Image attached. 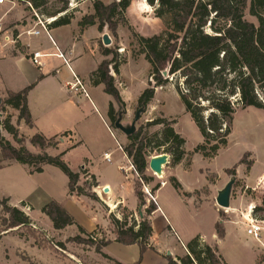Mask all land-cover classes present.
Here are the masks:
<instances>
[{
    "label": "trees",
    "instance_id": "trees-1",
    "mask_svg": "<svg viewBox=\"0 0 264 264\" xmlns=\"http://www.w3.org/2000/svg\"><path fill=\"white\" fill-rule=\"evenodd\" d=\"M134 1H145L154 10L155 18L165 26V31L161 34L150 37L134 36L140 48V55L145 57L151 68L148 87L138 98V111L153 102L158 88L174 83L186 113L190 115L203 138V144L196 148L195 153H201L205 159H213L228 146L234 115L238 108L264 109V0H113L108 5L101 0H93L94 14L83 18L80 26H97L100 32L108 29L118 38L117 31L121 21ZM249 2L250 14L257 19L258 25L245 19ZM72 19L70 16L59 18L49 27L67 26ZM101 52L104 57L112 58L103 61L91 79L95 85H103L104 92L124 110L126 104L112 74L119 76L121 66L126 61L121 58L116 48L101 46ZM32 88L33 86L28 87L18 93L7 92L3 102L4 107L19 113V122L24 121L29 127H33V119L27 97ZM108 118L111 127L115 126L119 116L116 114L114 103L109 105ZM174 125L175 121L162 117L147 124L149 127H163L152 139L144 138V127L128 136L129 144L123 148V152L134 166L140 185L146 186L152 182L147 170L148 157L154 151L170 155L174 165L185 159L186 140L175 131ZM1 126L15 140L19 138V132L11 124L10 117L4 121L0 120ZM57 139L58 137L48 139L41 134L33 136L31 145L42 152L36 155L24 146H12L1 135L0 130V168L5 162L14 161L30 167L31 174H41L45 166H53L69 179L70 196L87 197L97 201L94 192L88 193L84 186L79 185L81 175L88 176V172L81 168V172L75 173L64 161L68 150L56 157L46 152L49 148L58 147ZM22 142L23 140L21 144ZM152 143L154 146L150 145ZM240 164H244V160ZM250 168L251 166L247 165V169ZM229 173L236 175L235 169L229 170ZM90 177L93 182L89 187L93 190L99 185L95 176ZM170 183L179 194L187 196L176 178H172ZM140 185L136 184L135 194L140 203H144L143 194L139 191ZM160 188L161 185L158 184L153 191L156 192ZM2 202L6 205L5 212L9 216L5 224L8 230L31 225L29 216L24 212L7 206L8 200ZM156 210V206L151 205L147 208V215L151 216ZM261 211H264V193L261 205L256 206L253 216L256 217ZM41 212L49 218L55 230L61 231L76 226L81 234L92 237L82 243L96 244L92 233H87L77 224L75 218L59 203L52 201L44 206ZM124 212L129 211L125 209ZM262 220L264 221V218ZM110 221L114 227L116 242L125 246L138 245L141 261L149 249L153 233L151 223L144 219L139 225H131L128 215L125 214L122 220L111 216ZM215 232L220 240L225 238V228L221 222L216 223ZM108 243L109 241L96 244V252L101 254ZM186 247L187 256L177 257L176 260L168 257V264H226L217 245H208L200 236L193 238ZM102 256L114 264H121L104 254Z\"/></svg>",
    "mask_w": 264,
    "mask_h": 264
},
{
    "label": "rangeland",
    "instance_id": "rangeland-1",
    "mask_svg": "<svg viewBox=\"0 0 264 264\" xmlns=\"http://www.w3.org/2000/svg\"><path fill=\"white\" fill-rule=\"evenodd\" d=\"M101 1L109 4L113 0ZM4 5L7 9L12 10L11 14L13 18L3 22V25H1L0 42L3 41L7 31L13 29L16 25H26L28 22L33 24V21L45 23L51 18L56 21L66 16H70L74 20H81L89 16L93 11V0H9ZM0 10H3V8ZM245 19L250 23L258 25L257 19L250 14V2L245 11ZM163 31H165L164 24L155 18L154 10L145 1L135 2L134 7L126 13L117 31L118 38H115L108 29L104 30V34L111 40V45L108 47L117 49L121 58L126 61L124 65L132 62L124 69L123 77H117L121 84L120 88L123 91V96L131 98L133 101H130L129 105L126 103L124 110H121L115 102L114 107L116 114L121 119V124L125 127H131L136 121L137 113L141 114L135 128L138 130L144 127V138L146 140L152 139L156 133L163 129L161 126L149 127L147 126L148 122L162 117L175 121V131L186 140V156L178 170L183 172L192 171L189 174L183 172L180 174L178 172V175H180L178 177L184 183L191 186L194 185L195 181L199 182V191H195L193 195L189 196L180 194L185 202L193 196L194 200L185 203L178 196L174 188L169 185L160 191L157 198L158 191H153L155 186L160 184L163 187L164 183H170V180L174 176V171L177 170V166L172 163L171 156L169 155V163L163 166V178H159L153 174L149 168V162L153 157L165 154L162 151H160V154L154 151L149 155L147 175L152 178V182L146 186L140 185L138 174L129 170L130 162L126 160L123 154V148L129 144L128 136L117 129L116 126L111 127V121L108 119L109 127L113 133V139L110 142L114 145V148L110 151L113 152L111 154V159H113L104 162L102 157L97 156L93 160L96 174L101 175L102 179L106 176L111 178L118 186L126 180L125 183L128 184L127 189L130 188L129 185H132V182L128 180L131 177L135 186L137 183L140 185L139 191L143 194L144 203H140L139 201L138 208L135 212L131 213L130 211L124 212L125 209L123 207L116 209L117 207L114 205H110L111 209H106L99 199L93 201L85 197L83 202L75 203L74 208L87 216V220L93 218L96 214L95 217L98 218L101 224L104 222V218L108 217L110 221L111 216H114L122 220L125 214L128 215L131 225H139L144 219H147L151 223L150 217L152 215H147V208L154 205L158 209V205L160 204L166 215H168V218L171 219V225L174 229L172 235H167L164 239L166 249L171 250V252L180 255L183 252L182 244L189 243L199 235H203L210 240L207 243L208 245L216 246L213 238L215 224L216 222H221L225 228V238L223 239V243L219 245V250L221 252L220 255L226 260L223 259L226 264H257V258L259 263L264 262V221L262 220L264 218V211L258 212L256 217L253 216L256 206L261 205L259 199H262L264 193V109L248 108L243 110L238 108L234 115L228 146L222 149L213 159H205L201 153H195L196 148L203 144V138L190 115L186 113L176 92L174 83L158 88L153 102L147 108L138 111V99L136 100V97L140 95L144 88L148 87L151 68L145 57L140 55V48L134 36L150 37L161 34ZM91 34V32L88 33L87 38H91ZM10 37V40H8L9 44L17 41L16 34L12 33ZM100 45L106 47L104 41ZM14 46L21 47L17 42L14 43ZM134 61L136 63H133ZM103 96H105L106 102L111 100L107 95ZM4 100L2 99L0 103V109H3L0 111L1 121H4L7 117L13 118L15 116L13 110L4 107ZM1 135L6 140L9 138L14 145L17 144L16 140L8 136L5 130H1ZM62 138L67 139L68 136L63 135L58 137L57 141L59 144H61ZM151 142L155 141L151 140ZM71 144L67 140L65 146H70ZM150 145L154 146V143ZM81 152L76 151L68 158H64V161L72 170L79 169V165L82 162ZM0 155H2L1 152ZM242 160H244V164L241 165L240 162ZM118 165L124 168L125 172L122 174L126 179H123L121 177L123 175L117 173ZM247 165L251 166L250 170L247 169ZM233 169H235L236 175L229 173V170ZM81 171L82 169L80 168L78 172ZM90 176L91 174H88V176L81 175L79 185L84 186L86 192L93 193L95 188L90 190L89 187L93 182ZM44 180L46 184L47 179ZM232 180L233 187L231 190L230 208L225 210L217 205L216 199L219 193ZM86 182L89 184L85 185ZM61 184L63 186V183ZM145 189L148 190L155 200L150 198ZM105 190L98 188V194L105 196ZM57 191L60 197H64V191L61 187ZM126 193L129 206H134V195L129 190H126ZM41 198L39 202L34 204L36 211L33 215H30L35 219L41 215L42 208L49 203L46 202L45 196ZM87 201L92 206L89 209H87ZM5 206L1 200L0 236L10 231L7 229V225H5L9 220V216L5 212ZM7 206H10V204L8 203ZM253 206L254 208L251 211V207ZM18 209L21 211L25 210L27 214H31L25 204L19 206ZM249 213L253 220L260 223L262 228L260 240L247 234L249 226L245 218L249 217ZM30 216L29 218L35 224L36 229H33L30 225L21 227L19 235L27 238L30 242H34L40 251L36 253V256L28 255L24 251H17L18 260L29 264H70L71 261H81L83 264H98L95 259L96 257L90 255L89 252H92V249L96 250V244L110 240L111 234L109 232L114 229L113 225L107 228L98 227V231L91 234L93 237L99 235L97 242L95 245H91L82 243L83 240H88L92 237L87 234H81L77 227L57 232L54 231L52 225L50 226L46 216L41 217L42 220L35 222ZM156 219H162V215H158ZM154 226L158 231L159 228L156 222ZM78 237L80 239H76ZM256 240L257 242H261L257 244ZM10 245L17 244L11 241ZM7 248L10 249L9 246ZM4 253L5 251L0 249V264H18L15 258H12L10 262H6ZM101 260L103 261L100 264H114L105 258Z\"/></svg>",
    "mask_w": 264,
    "mask_h": 264
},
{
    "label": "crops",
    "instance_id": "crops-1",
    "mask_svg": "<svg viewBox=\"0 0 264 264\" xmlns=\"http://www.w3.org/2000/svg\"><path fill=\"white\" fill-rule=\"evenodd\" d=\"M135 2L137 1L132 3L128 11L134 7ZM1 8H3V10H0V25H3V22L11 20L13 15L11 14L12 10L7 9L4 4L0 5V9ZM92 14H94V11H92L90 15ZM81 21L82 19H72L71 23L67 26L57 28L49 27V30L58 49L71 60L73 72L86 84L90 95L89 99L84 96H76L69 93L67 85L73 81L71 70L64 65L61 59L53 56L58 50L53 45L50 38L41 30L36 21H33V24L28 22L26 25H16L4 35L3 41L0 42V103L2 99L7 97V92L18 93L33 86L27 97L28 108L33 119V127L27 126L24 121L19 122V113L12 108L6 107L14 111L15 116L11 118V124L19 132L16 145H14L9 138H7V141L15 148L24 146L29 152L38 155L42 153L41 150L32 146L30 143L33 136L41 134L48 139H52L66 134L68 138H62L61 144H58L56 149H47L46 152L48 155L56 157L68 150L64 156L66 159L76 151H82V162L79 165V169L84 167L86 171L88 169V174L95 176L99 186L97 189H94V193L97 195L100 203H102L106 209H111L110 205H114L117 207L116 209H121L123 207V209H127L133 213L138 208L139 200L135 194V183L131 177L129 176L130 178L128 180L132 182V185H129L130 188L127 189L128 184L125 183L126 180L118 186L116 182H113V180L107 176L102 179L101 175L96 174L94 167L93 160L97 158V156L102 157L104 162H108L105 158L106 156L111 158L113 152L110 151L114 148V145L110 143L113 139V134L111 133L108 122L109 105L110 103H114V101L111 96L104 92L103 85H95L91 79L92 74L98 69L101 63L105 60H111V57H104L101 52L100 44L105 36L104 31L100 32L97 26L82 28L80 26ZM33 31H40L41 34L39 36L31 35L30 33ZM90 32L92 33L91 38H87ZM12 33L16 34L17 41H14L13 44H9L8 39L10 40V35ZM16 42L20 44V48L14 46ZM108 48L111 49L110 47ZM34 52H41L52 56L43 58L41 60L42 65L39 66L33 64L31 61ZM130 63L132 62L121 67L119 77H123L124 69ZM133 63H136V61ZM112 75L116 80V86L123 101L125 104L127 103L129 105L130 101L132 102L133 100L123 96V91L120 88L121 84L118 81L117 75L114 73ZM143 91H141V93ZM103 95H107L111 100L106 102V98H104L105 96ZM140 95L136 97V100ZM2 131H4V129H2ZM7 135L13 138L8 132ZM22 140L23 142L21 144ZM67 140L69 143H72L70 146H65ZM123 154L126 160L129 161L124 152ZM1 160L2 155H0V161ZM181 163L176 165L177 170L174 171L173 178H176L182 185L183 193L187 196L193 195L195 191H199V182L195 181L194 185L191 186L184 183L178 177L180 176L178 172H180V174L183 172L178 170L179 166L182 165ZM79 169L71 170L77 173ZM31 170L32 169L27 165H21L14 161L5 162L3 167L0 168V201L8 200L10 206L15 208H19V206L25 204L31 214H27L25 210L22 211L26 213L27 216H30L36 211L34 204L39 202L42 196H45L47 203L52 201L59 203L75 218L77 224L88 233H95V231H98V227L107 228L112 226L108 217L104 218V222L101 224L98 218L95 217L96 214L93 218L87 220V216L74 208L75 203L83 202L85 197L69 195V179L59 169L53 166H45L44 172L41 174H31ZM191 172L183 173L189 174ZM117 173L123 175L120 165L117 166ZM121 177L126 179L124 175ZM44 179H47L46 184ZM61 183H63V186ZM169 185L171 184H163V187L157 192V198L159 197L160 191ZM60 187L64 191V197L58 195L57 190H59ZM98 188H108L109 191L107 193L104 192L105 196H100V194H98ZM126 190H129V192L134 195V206H129ZM176 193L184 201L177 191ZM190 200H194L193 196H191V199L188 201ZM188 201L184 202L188 203ZM259 202L261 203V199H259ZM89 204V201H87V209L91 206V204ZM251 208H254V206ZM158 215H162V219L157 220L156 217ZM43 216L45 217L41 212V215L36 219L32 216L30 217L35 222L37 220H42L41 217ZM48 221L51 226L52 224L49 218ZM150 221L153 233L150 239L149 249L143 255L141 261L139 246H125L116 242L114 229L109 232L111 238L108 240V245L102 249V253H97L96 250L92 249V252H89V254L96 257L95 259L98 264L103 261L101 259H104L102 254L121 264H168V257L176 260L177 257L182 258L186 256L187 252L184 249H182L183 252L180 253V255L166 249L167 247L164 245V239L167 235H172L174 229L171 225V219L168 218V215H166L160 204L158 205V209L150 217ZM155 222L158 225V231L155 229ZM30 226L36 229L33 222ZM21 229L22 228L12 229L0 236V249L5 251L4 257L6 262H10L12 258H15L18 264H29L18 260L17 251H24L28 255L31 254L34 256L40 251L34 242H30L27 238L19 235ZM54 231L57 230L54 229ZM62 231L63 230L57 232ZM199 236L206 243H209L210 240L205 236ZM213 238L215 240V245H217L219 249V245L223 243V240L217 237L216 232H214ZM11 241H14L17 245H10ZM187 244L188 243H184L185 246ZM7 246L10 247L11 252ZM219 253L221 254L220 250ZM70 264L83 263L81 261H71ZM257 264H264V262L259 263L257 258Z\"/></svg>",
    "mask_w": 264,
    "mask_h": 264
},
{
    "label": "built area",
    "instance_id": "built-area-1",
    "mask_svg": "<svg viewBox=\"0 0 264 264\" xmlns=\"http://www.w3.org/2000/svg\"><path fill=\"white\" fill-rule=\"evenodd\" d=\"M8 1L9 0H0V5H3V4H5ZM53 20L54 19L51 18V19L47 20L45 23L39 21L38 22V26H40L41 30L50 38L51 42L53 43V45L58 50V52L56 54H53V56H56L57 58L61 59L63 61L64 65L67 66L71 70L72 77H73V81L70 82V83H68V85H67L69 93H72V94H74L76 96H84L85 98H88L89 99L90 98V95H89V92L87 90L86 84L84 83V81L76 73L73 72V70L71 68V60L68 59L67 56L58 49V47L56 46V44L54 43V41L52 39V36L50 35L49 25L52 23ZM1 31H2V26L0 25V32ZM30 34L31 35H34V36H39L41 34V32L40 31H33ZM48 56H52V55H46V54H43L41 52H34L32 54L31 61L33 62V64L41 66L42 65L41 60L43 58H45V57H48ZM0 129L2 130L3 127L1 126ZM105 159L107 161H110L111 158L109 156H106ZM82 169H85V168L83 167ZM129 170L130 171H134L136 173V170H135V168H134V166L132 165L131 162H130V169ZM121 171L122 172H125L124 171V168L121 167ZM145 190H146V193L150 196V198L152 200H155L153 198V196L148 192V190L147 189H145ZM261 231H262V228L260 226V223L258 221H254V223H252L249 226V230H248L247 234L249 236H253L257 240H260V233H261ZM93 239L95 241H97L98 235H96V237L94 236ZM182 247H183V249L188 254L187 247L184 244H182Z\"/></svg>",
    "mask_w": 264,
    "mask_h": 264
},
{
    "label": "water",
    "instance_id": "water-1",
    "mask_svg": "<svg viewBox=\"0 0 264 264\" xmlns=\"http://www.w3.org/2000/svg\"><path fill=\"white\" fill-rule=\"evenodd\" d=\"M103 41H104V44L106 47L111 45V40L109 39L108 36L105 35L103 38ZM141 110H143V109H141ZM140 115L141 114L137 113L136 121L133 123V125L131 127L123 126L121 124V119L117 120V122L115 123V126L117 129L121 130L127 136H130L133 133H135V131H136L135 125H136V122L139 120ZM168 163H169V155H167V154L158 155V156L153 157L150 160L149 168L153 172V174H161V173H163V166L168 164ZM232 187H233V180L228 183V185L225 187V189L222 192L219 193L216 201H217V205L220 208H222V209L230 208V199H231ZM105 192L107 193L108 190H105Z\"/></svg>",
    "mask_w": 264,
    "mask_h": 264
},
{
    "label": "bare ground",
    "instance_id": "bare-ground-1",
    "mask_svg": "<svg viewBox=\"0 0 264 264\" xmlns=\"http://www.w3.org/2000/svg\"><path fill=\"white\" fill-rule=\"evenodd\" d=\"M55 21V19L52 21V22H54ZM156 176H158L159 178H163V173H161V174H155ZM106 190H108L109 191V189L108 188H105ZM229 208H226L225 210H228ZM253 210V208H251V211ZM246 219V221L248 222V226H250L252 223H254V220H253V218H252V216L250 215V213H249V217L247 218H245Z\"/></svg>",
    "mask_w": 264,
    "mask_h": 264
}]
</instances>
